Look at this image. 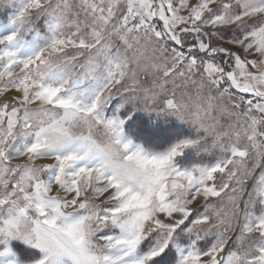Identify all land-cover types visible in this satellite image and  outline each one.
<instances>
[{"label": "snow or ice", "instance_id": "6c2138e0", "mask_svg": "<svg viewBox=\"0 0 264 264\" xmlns=\"http://www.w3.org/2000/svg\"><path fill=\"white\" fill-rule=\"evenodd\" d=\"M9 7L0 264H264V0Z\"/></svg>", "mask_w": 264, "mask_h": 264}, {"label": "rangeland", "instance_id": "374dc122", "mask_svg": "<svg viewBox=\"0 0 264 264\" xmlns=\"http://www.w3.org/2000/svg\"><path fill=\"white\" fill-rule=\"evenodd\" d=\"M10 2H13V0H10ZM15 2H18V0H15ZM189 4H193L196 2V0H187ZM13 9L11 7L5 9V8H0V23H6L7 18L11 16ZM186 14V13H185ZM14 94V91L5 93L4 96H0V99H4L6 96ZM41 161H38V163ZM43 162H48L50 163V160H44Z\"/></svg>", "mask_w": 264, "mask_h": 264}]
</instances>
